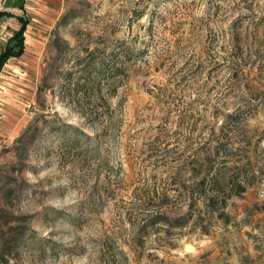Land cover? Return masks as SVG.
<instances>
[{
  "label": "rangeland",
  "instance_id": "obj_1",
  "mask_svg": "<svg viewBox=\"0 0 264 264\" xmlns=\"http://www.w3.org/2000/svg\"><path fill=\"white\" fill-rule=\"evenodd\" d=\"M126 46L119 86L84 85ZM38 71L0 264H264V0H66Z\"/></svg>",
  "mask_w": 264,
  "mask_h": 264
},
{
  "label": "crops",
  "instance_id": "obj_2",
  "mask_svg": "<svg viewBox=\"0 0 264 264\" xmlns=\"http://www.w3.org/2000/svg\"><path fill=\"white\" fill-rule=\"evenodd\" d=\"M65 2L66 0H18L16 3L9 2L6 8L0 10L11 13L10 16L2 17H7V23L13 24L14 30L9 37L21 26L19 16L29 20L23 54L10 58L0 72V148L16 138L29 122L28 109L39 90L40 57L48 33L60 18ZM15 9L22 13L14 11ZM9 37L4 38L2 30L0 31V50Z\"/></svg>",
  "mask_w": 264,
  "mask_h": 264
},
{
  "label": "trees",
  "instance_id": "obj_3",
  "mask_svg": "<svg viewBox=\"0 0 264 264\" xmlns=\"http://www.w3.org/2000/svg\"><path fill=\"white\" fill-rule=\"evenodd\" d=\"M10 15V12L0 11V19ZM19 20L21 22L20 28L9 37L5 46L1 47L0 72L10 58L21 56L25 50V31L29 20L24 16H19ZM138 55V52L130 47H117L108 56L101 57L98 63H87L88 65H85L83 69L85 74L84 85L91 84V88L102 89L104 80L110 78L114 79L113 82L116 86H119L122 81L121 78L125 76L127 62L136 61Z\"/></svg>",
  "mask_w": 264,
  "mask_h": 264
}]
</instances>
